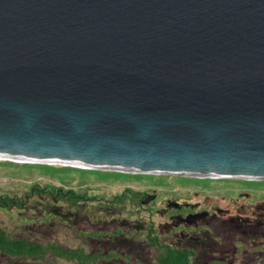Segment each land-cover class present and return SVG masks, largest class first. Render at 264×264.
Wrapping results in <instances>:
<instances>
[{"label":"water","instance_id":"95a60500","mask_svg":"<svg viewBox=\"0 0 264 264\" xmlns=\"http://www.w3.org/2000/svg\"><path fill=\"white\" fill-rule=\"evenodd\" d=\"M0 155L264 180V0H0Z\"/></svg>","mask_w":264,"mask_h":264},{"label":"rangeland","instance_id":"374dc122","mask_svg":"<svg viewBox=\"0 0 264 264\" xmlns=\"http://www.w3.org/2000/svg\"><path fill=\"white\" fill-rule=\"evenodd\" d=\"M53 165L55 164H29L28 162L17 163L10 160H0V227L12 230L15 224L26 228H33L34 226L40 231H45L46 235L50 233L47 227L48 222H56L60 215H65V210L54 205L48 209L51 204V200L47 197L48 191L54 190L56 193V190H59L58 193L64 192L67 194V198L86 192L89 198L106 197L109 198L108 201L110 202L118 201L119 198H111L120 196L122 193V197H124V191L131 187L139 193L135 198L125 194L129 198L125 199L124 202L130 207L128 213L124 214L125 218L128 217V220L125 221L126 239H133L134 236L131 234L134 231H141L144 234L147 231L151 232L152 235H160L162 241L165 242L171 232L197 227L200 224L213 223L212 229L215 228L213 232L216 236L221 237L222 241L217 243L218 240H212L208 235L207 239L209 240L204 239L205 242L203 240H194L193 244H187V241L180 242L181 248H175L180 249L186 260L198 264H209L212 260H221L229 264H260L259 260L264 258V250L251 254L244 251L241 245L243 243L244 245L253 244V247H258L264 244V211L259 213V219L251 225L256 226L257 229H255L246 226L244 223V225H239L240 220L237 218L241 217L236 216L237 214L233 212L232 207L233 204H242V207H246L247 202L251 201H256V205H262L264 180L230 178L227 180V178L214 179L158 174L160 179L170 182H157L161 188H156L150 192L146 190V180L142 181L144 183L142 186L133 187L130 176L122 177L116 174L131 175L133 178L158 176L156 174H135ZM37 179L44 183L35 185ZM112 183L121 185L96 188L98 184L110 186ZM43 186H45L44 190ZM105 189H110L113 195L110 194V197ZM145 195H149V197L146 199ZM148 199L151 200L147 202ZM42 226H44L43 229ZM89 227L84 222L80 223V229L94 231ZM241 227H244L245 230H242ZM53 229L55 230V227ZM240 229L244 231L243 236L250 234L257 237L258 233L261 236L250 241L245 240L242 239V235H237ZM131 230L133 231L131 232ZM177 240L178 238H176ZM232 240H236L238 250L244 251L242 255H239ZM123 244L121 248L126 249L127 243ZM143 245L144 243H142ZM186 246H190L191 249ZM194 248L197 255L194 253L196 252ZM136 252L141 253L143 251L139 247L138 250H130V255ZM0 264L31 263L3 259ZM45 264L50 263L46 260Z\"/></svg>","mask_w":264,"mask_h":264},{"label":"trees","instance_id":"16d2710c","mask_svg":"<svg viewBox=\"0 0 264 264\" xmlns=\"http://www.w3.org/2000/svg\"><path fill=\"white\" fill-rule=\"evenodd\" d=\"M116 175L122 177L130 176V179L133 181L131 186L133 187L142 186L144 184L142 181L146 180V190L150 192L156 190V188H161L157 182H170L160 179L159 175L136 178L126 174L117 173ZM38 183L44 182L37 179L35 185H38ZM120 185L119 183H112L110 186L98 184L96 188ZM43 187L44 190L45 186ZM129 188L124 191V197H122V193L120 196L111 198H119L118 201L110 202L108 201L109 198L106 197H100L99 199L89 198L86 192L67 198V194H64V192L58 193L59 190H56V193H54V190L48 191L47 197L51 200L48 209L54 205L65 210V215H60L59 222H48L47 227L50 233L46 235L45 231H40L34 226L33 228H26L15 224L12 230L0 227V261L4 259L7 261H23L31 264H45L46 260L50 264H198L194 261L186 260L180 249L177 250L175 247L181 248L182 245L179 243L184 241H187V244H193L194 241H191L193 237L196 238V241L203 240L205 242L204 239H207L208 235L212 240H218L217 243L222 241V238L216 236L213 232L215 231V228L212 229L213 223L200 224L197 227L171 232L165 242L162 241L160 235H152L151 232L147 231L144 234L137 230V232H132L133 230H131V236H134L133 239H126L125 221L128 220V217L125 218L124 214L128 213L130 207L124 202L125 199L129 198L125 194H129L135 198L139 193L137 190ZM105 190L109 196L110 194L113 195L110 189ZM148 197L149 195H145L146 199ZM247 203L246 207H242V204H233V212L237 214V217H241L237 218V220H240L239 225L244 223L246 226H250V228L257 229L256 226L251 225L259 219V213L264 211V201L261 202L263 203L262 205H256V201ZM5 206L9 208L7 204ZM82 222L89 225L94 231L80 229V223ZM44 226H42V229ZM54 227L55 230L53 229ZM241 229L245 230L244 227H241ZM241 229L238 230V236L244 235V231H241ZM260 236L258 233L257 237ZM257 237L246 234L242 239L250 241ZM176 238H178L177 241ZM236 238L238 239L237 236ZM123 243H127L126 249L121 248L124 245ZM142 243H144L143 246ZM233 244L234 246L237 245L236 240L233 241ZM241 245L244 251L251 254L264 250V244L258 247H253V244L244 245L243 243ZM139 247L143 252L138 253V251L130 255V250H138ZM186 247L191 249L190 246ZM243 250H238L239 255H242ZM194 251H196L195 248ZM194 253L197 255V251ZM259 262L260 264H264V258H261ZM209 264L229 263L221 260H212Z\"/></svg>","mask_w":264,"mask_h":264},{"label":"bare ground","instance_id":"6f19581e","mask_svg":"<svg viewBox=\"0 0 264 264\" xmlns=\"http://www.w3.org/2000/svg\"><path fill=\"white\" fill-rule=\"evenodd\" d=\"M0 160H7V161L10 160V161H14V162H17V163H27V162H24V161H18V160H24L23 158H15V157L13 158V157L1 156V155H0ZM28 163L29 164H45V163H41V162L39 163V162H32V161H29ZM55 165H59V164L55 163ZM71 165L69 167H74V168H79V169H83V168L84 169H89L87 166L83 167L84 165H81V164H71ZM102 170H105V169H102ZM106 170H108V169H106ZM109 171H117V170H109ZM117 172H121V171L119 170ZM124 173H134V172H124ZM135 174H146V173L136 172ZM214 179H219V178H214Z\"/></svg>","mask_w":264,"mask_h":264},{"label":"flooded vegetation","instance_id":"af4514ba","mask_svg":"<svg viewBox=\"0 0 264 264\" xmlns=\"http://www.w3.org/2000/svg\"><path fill=\"white\" fill-rule=\"evenodd\" d=\"M194 223H195V221H194ZM264 226V225H263ZM90 229H91V227H89ZM196 238L195 237H193L192 239H191V241H194Z\"/></svg>","mask_w":264,"mask_h":264}]
</instances>
